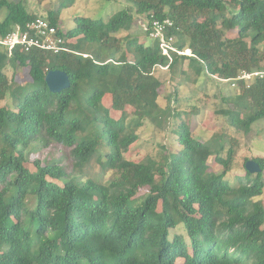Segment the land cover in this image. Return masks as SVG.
I'll use <instances>...</instances> for the list:
<instances>
[{
	"label": "trees",
	"instance_id": "obj_1",
	"mask_svg": "<svg viewBox=\"0 0 264 264\" xmlns=\"http://www.w3.org/2000/svg\"><path fill=\"white\" fill-rule=\"evenodd\" d=\"M124 1L132 6L107 20L75 15L58 30V53L15 47L9 56L0 45V100H13L0 106V264H264V157H245L235 174L237 138L223 133L217 148L197 138L182 114L198 111L162 107L158 74L186 71L187 60L196 78L231 85L242 70L264 69V0H237L234 9L227 0ZM1 7L0 37L41 16L22 1ZM42 17L59 26L58 11ZM139 17L170 18L166 34L190 54L170 61L144 30L148 43L116 35ZM9 65L25 68L34 85L9 79ZM54 69L68 74L69 88L50 91ZM235 89L219 111L248 133L264 117V80ZM171 118L168 151L126 157L139 123L164 129ZM48 145L61 155L29 161ZM249 159L259 172L248 171Z\"/></svg>",
	"mask_w": 264,
	"mask_h": 264
},
{
	"label": "rangeland",
	"instance_id": "obj_2",
	"mask_svg": "<svg viewBox=\"0 0 264 264\" xmlns=\"http://www.w3.org/2000/svg\"><path fill=\"white\" fill-rule=\"evenodd\" d=\"M14 1H22L27 9L41 16H47L50 10L58 11L60 16L59 26L62 30H67L75 25V15L84 14L95 19L107 20L112 14L125 6H132L130 2H125L124 0ZM227 1L231 4L232 9L238 4L237 0ZM6 14V7H1L0 19H3ZM128 33L138 35L140 40L146 43L150 41L138 22L132 26L130 31H120L116 35L124 36ZM185 52V54H189L190 50L187 49ZM187 62V60L184 62L186 71L179 69L176 72L169 70L158 72L164 79V83L160 88L159 103L162 107L170 103L171 108L177 107L179 111L193 110L192 112L194 113L198 111L191 116L183 113V118L192 122L193 133L197 138L208 142L214 148L218 147V139L221 134L226 133L230 136H235L238 145L233 166L235 168L234 173L242 174L238 170L242 168L245 157H264V117L256 120L248 133H243L231 126L227 116L222 114L219 109L227 107V103H224L222 98L235 92L236 89L227 82L206 73H202L201 76L196 78L194 71L190 68L188 69ZM5 71L9 79L14 78L17 80L16 82L21 84L30 83L25 68H15L9 65ZM33 85L34 83H30V86ZM104 102L109 105L107 99H104ZM2 105L13 108V100L10 94H7L4 99L0 100V106ZM130 110L133 111L134 107H131ZM174 125V118H171V121L164 129H161V127L149 119H146L143 123H139L137 133L140 136V140L128 150L126 157L139 160L149 154L159 158L162 152L170 149L169 146L172 144L171 129ZM228 137L225 140H228ZM60 151L57 146L48 145L39 153H30L28 158L31 161L35 157L46 155L47 152H51L53 156L57 157L61 155ZM208 164L210 168H218L214 156L210 158ZM62 165H67V162H62ZM145 193V190H142L139 194L140 197L144 196ZM262 198L264 199V194Z\"/></svg>",
	"mask_w": 264,
	"mask_h": 264
},
{
	"label": "built area",
	"instance_id": "obj_3",
	"mask_svg": "<svg viewBox=\"0 0 264 264\" xmlns=\"http://www.w3.org/2000/svg\"><path fill=\"white\" fill-rule=\"evenodd\" d=\"M142 30L149 33V36L159 40L162 53L170 61L174 58V53L185 54V51L179 50L174 42L172 35H167L166 30L172 26L170 18H137ZM60 26L50 23L46 18L37 16L25 25H16L6 36L0 37V45L8 49V55L13 54V48L20 47L25 51L33 48H40L58 53L65 49V37L58 34ZM190 54V52H189ZM260 79L264 80V69L261 70H242L240 74L232 80L231 86L238 87L239 82H244L249 87L252 82Z\"/></svg>",
	"mask_w": 264,
	"mask_h": 264
},
{
	"label": "water",
	"instance_id": "obj_4",
	"mask_svg": "<svg viewBox=\"0 0 264 264\" xmlns=\"http://www.w3.org/2000/svg\"><path fill=\"white\" fill-rule=\"evenodd\" d=\"M45 82L51 92H60L71 85L68 74L59 69L49 70L45 76ZM245 165L248 171L252 173L261 170L259 164L253 159L247 160Z\"/></svg>",
	"mask_w": 264,
	"mask_h": 264
}]
</instances>
